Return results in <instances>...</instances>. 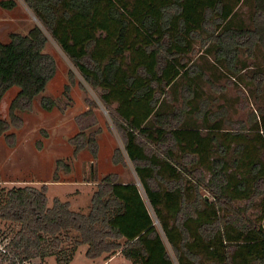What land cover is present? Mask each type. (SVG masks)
<instances>
[{
  "label": "trees",
  "instance_id": "1",
  "mask_svg": "<svg viewBox=\"0 0 264 264\" xmlns=\"http://www.w3.org/2000/svg\"><path fill=\"white\" fill-rule=\"evenodd\" d=\"M23 1L37 22L0 40V98L18 87L8 118L0 117V135L13 137L5 131L20 125L16 110L28 109L54 74L46 30L81 77L100 89L178 264H264V224L235 205L259 194L264 201V112L257 127H246L254 128L249 133L229 118L228 104L209 110L200 89L206 71H194L190 57L211 55L213 64L232 72L252 66L264 50V0ZM0 4L12 7L15 0ZM240 49L248 56H239ZM257 66L243 80L255 91L264 85ZM68 79L74 81L71 70ZM39 102L50 109L58 99L41 94ZM89 114L85 109L77 117L81 122ZM89 125L70 136L74 153L89 147L95 154ZM114 158L124 159L118 149ZM56 164L68 169L61 158ZM0 219L17 225L4 248L13 264L38 256L44 263L52 254L63 264L80 244L88 257L107 260L120 252L132 264H174L139 187L115 173L97 180L86 211L57 196L48 203L45 184L13 185L0 203Z\"/></svg>",
  "mask_w": 264,
  "mask_h": 264
},
{
  "label": "rangeland",
  "instance_id": "2",
  "mask_svg": "<svg viewBox=\"0 0 264 264\" xmlns=\"http://www.w3.org/2000/svg\"><path fill=\"white\" fill-rule=\"evenodd\" d=\"M247 10V7L244 8L243 14L247 13ZM36 22V17L23 0H15V5L12 7H4L0 4V40L7 41L9 33L12 31L25 33ZM45 32L47 41L44 50L53 55L55 71L46 82L42 92L33 97L30 107L16 110L21 118L20 125L10 124L5 131L6 133L13 132V137H7L5 134L0 135V203L4 200L7 189L13 185L40 186L45 184L48 203H51L53 197L57 196L67 200L71 208L86 211L97 180L107 173H115L117 180L135 181L148 212L161 232L167 251L174 264H178L159 221L144 194L133 164L126 155L122 137L114 126L109 112L99 99L100 89L89 85L81 77L58 43L46 30ZM199 40L198 38L195 49L198 48ZM196 53L197 51L194 54ZM258 54L259 56L252 61L254 62L252 66L254 68L258 63L257 70L264 69V50ZM239 56L246 57L248 55L243 49H240ZM190 57L193 59V67L199 68L201 66L206 71L204 78L201 79L200 87V89L202 88L201 94L205 96L203 98L206 103L205 107L209 110H215L219 104H228L227 115L231 120H241L245 128L248 126L257 127L258 121L255 123V120H258V116L264 112V85L255 91L252 84L246 85L243 82L244 77L247 76L245 75L246 70L250 73L252 66L245 70L232 72L224 64L218 62L213 64L211 55L207 56L202 53ZM197 67L194 71H197ZM68 70H71L73 75L74 81L71 84L68 79ZM68 82L70 88L66 94L63 89L65 83ZM17 88L16 85H11L2 94L0 117L8 118L9 103ZM183 92L181 87L176 90L179 96ZM41 94H48L57 98L58 104L50 109L43 108L39 102ZM85 109H90L91 114L87 115L86 119L81 118L80 122L77 116ZM88 123L90 125L86 127L87 131H95L96 152L94 154L89 147H84L74 153L69 138ZM246 129L249 133L254 132V128ZM10 139L13 140L12 144H10ZM115 149L120 151L124 159L115 161ZM58 158L62 159V163L67 164L68 169L63 165L57 166L56 160ZM202 192L205 196H210L208 191L202 189ZM262 197L263 194H259L250 200L236 201L235 205H241L245 209L244 215L247 218L255 219L256 222L261 221L264 224V214L262 213L264 201ZM16 228L15 223L0 219V264H13L6 257L4 248L12 236L11 232ZM49 239L48 236L45 237V241ZM67 240L66 242H68ZM204 259L207 261L205 255ZM21 264L58 263L55 261V255L52 254L46 256L44 263L40 262L38 256L24 260ZM63 264L132 263L120 252L107 260L100 256L88 257L85 255V244H80L72 258Z\"/></svg>",
  "mask_w": 264,
  "mask_h": 264
},
{
  "label": "crops",
  "instance_id": "3",
  "mask_svg": "<svg viewBox=\"0 0 264 264\" xmlns=\"http://www.w3.org/2000/svg\"><path fill=\"white\" fill-rule=\"evenodd\" d=\"M113 256H111L110 258H108V259H111Z\"/></svg>",
  "mask_w": 264,
  "mask_h": 264
}]
</instances>
